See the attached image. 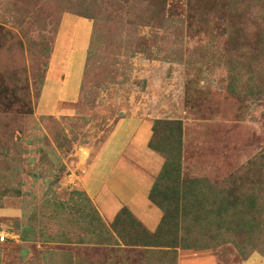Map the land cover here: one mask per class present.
Returning <instances> with one entry per match:
<instances>
[{
	"label": "rangeland",
	"instance_id": "374dc122",
	"mask_svg": "<svg viewBox=\"0 0 264 264\" xmlns=\"http://www.w3.org/2000/svg\"><path fill=\"white\" fill-rule=\"evenodd\" d=\"M91 1L0 0V264H264V25L231 0H96L94 37ZM153 146L181 148L164 228Z\"/></svg>",
	"mask_w": 264,
	"mask_h": 264
},
{
	"label": "trees",
	"instance_id": "16d2710c",
	"mask_svg": "<svg viewBox=\"0 0 264 264\" xmlns=\"http://www.w3.org/2000/svg\"><path fill=\"white\" fill-rule=\"evenodd\" d=\"M119 1H123L125 3H128L130 0H119ZM141 4L144 3V5L149 4V2L147 0H140ZM232 3L236 4V8L237 9H241L240 11H242L241 14L244 15H256V17H258V19L262 22V24L264 25V0H231ZM147 3V4H146ZM243 6V7H242ZM83 10L79 13H77V16L82 17V18H86L89 20H92L95 22V30H94V37L96 36L98 30H99V21L102 20V18L100 19V17H98V15L96 14V9H98L99 5L97 4L96 0H92L91 3L86 4V2H84L83 4ZM257 11V12H256ZM239 12V11H238ZM264 28V27H263ZM261 52L259 54V56H263L264 57V38H263V44L260 48ZM174 124V123H173ZM172 124V125H173ZM177 125H181L180 123H177ZM181 144V133L179 135L178 138V145ZM154 149H157L158 151H160L162 154L167 156V162L164 166V169L161 173V175L158 178L159 183H157L150 195L151 201L153 203H156L160 208H162L165 212V214L167 216H165V219L162 221L161 223V228L166 227L167 224V219H168V214H169V210H171V205H168V202L172 199L170 198H166L165 195H167V193L163 194V198H161V200H159L158 196L159 195V187H160V183H166L169 182L173 176L174 173H180L181 170V148L177 147L174 150L168 151L167 149H163L160 148L158 146H153ZM175 192L178 193V189L174 188ZM177 190V191H176ZM181 201L182 199L177 198L176 200H174V216L173 220H175V222L177 223L179 221L180 217H186L188 215L191 214V211L188 213H184V211H189L187 209V206H184V208H181ZM229 204H227L228 206ZM229 207V206H228ZM224 208V215L228 214L230 212L229 208ZM229 215V214H228ZM122 218H125V220L127 219L133 226H135V228H137L139 231L143 232L144 235L149 236V232L143 227V225L140 223V221L131 213H129L128 211H123L120 213L119 217L117 218V223L120 222V220H122ZM119 220V221H118Z\"/></svg>",
	"mask_w": 264,
	"mask_h": 264
},
{
	"label": "crops",
	"instance_id": "0c3cea01",
	"mask_svg": "<svg viewBox=\"0 0 264 264\" xmlns=\"http://www.w3.org/2000/svg\"><path fill=\"white\" fill-rule=\"evenodd\" d=\"M76 90L77 89H75V91L71 95H73ZM68 94L69 93L62 94L60 95V97H66L68 96ZM136 183L137 185L135 187V191L137 193L133 196L131 194L132 197L130 199L128 198L130 201V207L149 230H155L161 221L162 214L160 210L152 206L147 199V183L145 182L143 184V182L141 183L140 181H137ZM204 262L206 263L205 260L199 261V264H204Z\"/></svg>",
	"mask_w": 264,
	"mask_h": 264
},
{
	"label": "built area",
	"instance_id": "2783aa9c",
	"mask_svg": "<svg viewBox=\"0 0 264 264\" xmlns=\"http://www.w3.org/2000/svg\"><path fill=\"white\" fill-rule=\"evenodd\" d=\"M15 239H16V236H15L14 232L6 231V230H3L0 232V240L2 242H9V241H12Z\"/></svg>",
	"mask_w": 264,
	"mask_h": 264
}]
</instances>
